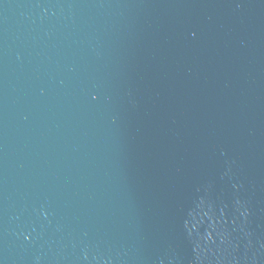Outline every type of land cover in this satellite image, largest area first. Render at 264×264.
Listing matches in <instances>:
<instances>
[{
  "label": "water",
  "instance_id": "obj_1",
  "mask_svg": "<svg viewBox=\"0 0 264 264\" xmlns=\"http://www.w3.org/2000/svg\"><path fill=\"white\" fill-rule=\"evenodd\" d=\"M0 264H264V0H0Z\"/></svg>",
  "mask_w": 264,
  "mask_h": 264
},
{
  "label": "clouds",
  "instance_id": "obj_2",
  "mask_svg": "<svg viewBox=\"0 0 264 264\" xmlns=\"http://www.w3.org/2000/svg\"><path fill=\"white\" fill-rule=\"evenodd\" d=\"M237 205V210L240 208V201L235 202ZM246 211V210H245ZM245 212H241V215H244ZM220 215H223V209L220 210ZM189 216L191 217L189 227V222H185V227L188 229L189 235L194 231L196 232L195 247L197 249L201 248V241L204 242V245H207L212 241V231H216L217 225L220 224V217L216 216V211L213 208V205L210 202H206L203 197H201L196 203L195 206L189 211ZM207 219L208 228L212 231H207L204 234H200L198 229L199 225ZM216 235L223 241L225 239V234L220 231H216Z\"/></svg>",
  "mask_w": 264,
  "mask_h": 264
}]
</instances>
